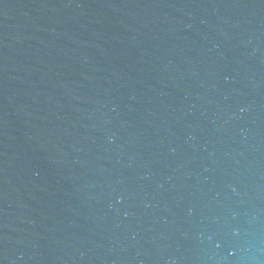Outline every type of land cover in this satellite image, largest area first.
Returning <instances> with one entry per match:
<instances>
[{"label": "water", "instance_id": "1", "mask_svg": "<svg viewBox=\"0 0 264 264\" xmlns=\"http://www.w3.org/2000/svg\"><path fill=\"white\" fill-rule=\"evenodd\" d=\"M190 187L264 193V0H0V264Z\"/></svg>", "mask_w": 264, "mask_h": 264}]
</instances>
